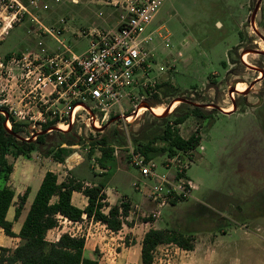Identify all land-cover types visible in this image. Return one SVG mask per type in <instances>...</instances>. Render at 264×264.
<instances>
[{
	"label": "rangeland",
	"instance_id": "obj_1",
	"mask_svg": "<svg viewBox=\"0 0 264 264\" xmlns=\"http://www.w3.org/2000/svg\"><path fill=\"white\" fill-rule=\"evenodd\" d=\"M23 1L28 5L26 0ZM256 2L162 0L147 28L162 27L160 36L152 41V46L157 64L164 67L166 73L156 82L170 84L173 91L168 95L157 92L158 98L155 99L144 89L140 92L144 96L140 106L159 102L153 107H166L176 98H185L195 104H204L205 107L200 108L208 113L205 119L191 115L177 126L183 138L197 130L201 136L195 150L196 158L192 160L189 154L184 157L183 177L197 185L191 198L180 199L175 204L163 207L155 219L144 216L145 209L150 208L147 206L148 194L156 182L155 179L143 177L139 169L130 164L128 145L135 148L133 139L161 128L162 122L156 117L164 113L155 112L157 115L146 107L138 117H132L127 123L128 137L119 127L127 120L119 117L116 108V112L112 111L100 126L79 128L75 123L71 126V135L80 140L79 144L62 145L66 162L64 160L60 165L52 154L46 155L44 152L50 146L63 142L65 137L62 133L70 128L61 130L54 126L58 129L51 130L50 127L46 142L39 150L28 155L29 158H25L27 163L38 173L51 169L61 181L71 175L69 167L80 162L72 172L74 176L103 185L113 202L141 206L142 209L135 210L138 220L155 221L159 228L179 231L192 244L194 238L191 236L201 232L210 231L222 237L227 244L226 255L220 261L218 251L216 255L214 251L211 254L206 251V255L211 256L208 264H249L244 233L254 220L264 218V79L262 72L257 71H264V55L252 52L264 51V0L260 2L252 27L250 20ZM29 10L46 26L64 19L67 30L61 39L74 53L80 54L89 47L88 38L78 39L76 34L72 35L73 31L76 33L80 28L90 26L94 20L98 21L96 8L88 0H80L77 4L38 0L37 6L29 7ZM99 23L103 24L101 21ZM35 26L30 16L14 23L4 40L0 41V55L31 48L36 40L29 36L28 30ZM42 40L48 47L57 46L49 37ZM242 56L246 57V62ZM160 71L157 70V76ZM236 83H245V89L229 93ZM233 103L236 105L234 110ZM123 104L126 108L124 115H130L133 107L127 101ZM183 104L187 103L177 101L178 112L186 110ZM211 104L223 110L230 107V113H222ZM172 111L166 115L169 120L173 118ZM107 123L108 126L103 128ZM24 126L22 136L27 138L30 135L34 139L36 129ZM30 131H33L32 134ZM102 136H107L114 147L113 156L106 161L104 169L98 162L100 151L97 148L89 156L90 141ZM117 141L124 143L117 144ZM153 146L161 148L166 144L159 140ZM150 154L154 171L159 176L177 173L172 164L165 165L170 158L166 151L157 150ZM137 183L139 190L134 186ZM224 229L230 235L224 236L220 232ZM166 244L169 245L155 249L153 264H195L203 256L201 252L188 253L175 243Z\"/></svg>",
	"mask_w": 264,
	"mask_h": 264
},
{
	"label": "built area",
	"instance_id": "obj_2",
	"mask_svg": "<svg viewBox=\"0 0 264 264\" xmlns=\"http://www.w3.org/2000/svg\"><path fill=\"white\" fill-rule=\"evenodd\" d=\"M54 1L77 4L80 0ZM26 2L28 5L23 0H0V41L25 16L32 17L36 23L28 30L29 36L36 40L31 48L0 55V107L7 109L15 121L36 129V134L43 125L71 128L76 123L79 128L97 127L115 108L120 118L127 119L124 101L133 107L130 115L137 113L144 98L140 94L142 90L153 95L157 92L156 80L166 72L156 62L152 41L160 36L162 27L147 28L162 0H88L96 8L98 21L72 32L78 39H89V47L80 54L74 53L61 39L67 30L64 19L46 26L29 10L37 6L38 0ZM43 37L51 38L57 46H46ZM127 123L130 122L123 121L119 127L128 137ZM7 125L10 126L8 121ZM196 148L168 159L165 165L172 164L177 169L175 175L159 176L151 160L128 145L130 164L143 177L156 182L148 194L150 208L145 209L146 218H157L160 210L172 201L192 197L196 186L183 177L184 157L189 154L194 160ZM134 186L139 190L138 183ZM139 209L142 207L133 205L132 213ZM127 215L120 214L119 219L123 221Z\"/></svg>",
	"mask_w": 264,
	"mask_h": 264
},
{
	"label": "trees",
	"instance_id": "obj_3",
	"mask_svg": "<svg viewBox=\"0 0 264 264\" xmlns=\"http://www.w3.org/2000/svg\"><path fill=\"white\" fill-rule=\"evenodd\" d=\"M157 92L168 95L173 91V87L168 83H162L156 86ZM154 98H158V93ZM159 102H154L150 106H155ZM186 110L178 112L179 107L172 111L173 118L169 120L167 116H157L162 122V127L154 129L150 134L142 138L133 139L135 148L143 153L147 160L151 159L152 151H166L170 157L178 152L187 153L195 149L201 140L197 131L191 133L187 138L179 135L177 126L184 123L191 116L208 117V113L203 112L200 107L190 104H183ZM161 107V106H158ZM153 107V108H158ZM7 113V116L0 112V228L7 236H17L21 242L14 248L0 247V264H98L96 259H90L83 255L85 238L83 236H71L67 232L62 233L57 241L48 242L46 234L50 229L59 225L61 219H67L72 222L81 220L85 215L106 225L112 231H118L122 227V220L119 215L128 214L129 204L121 202V212L118 205L109 206L104 187L101 184L85 185L82 181L77 180L72 175L62 181H58L57 175L52 171H46L41 183L34 195L29 206L27 214L22 222L17 235L12 231V222L6 218L7 212L12 205L14 191L11 187L2 185L9 177L12 166L7 162L6 155L14 156L26 155L37 151L46 142L47 132L37 134L34 139H26L22 136L25 132V126L17 122L8 114L7 109L0 107ZM10 123V130L6 122ZM49 125H43L41 131H45ZM70 128L64 131L65 137L63 142L50 146L44 153L53 155L58 162L64 161L63 153L65 151L63 144L78 145L79 139L71 135ZM17 136L22 137L18 139ZM28 136V135H27ZM29 137V136H28ZM166 144L161 148H156L153 144L157 141ZM142 142V144H139ZM124 142H118L122 144ZM138 143V144H137ZM91 148L89 156L93 155L95 149L100 151L98 162L102 168L108 159L112 158L114 147L109 143L107 136H102L98 140L90 141ZM75 154L71 155V158ZM71 160V159H70ZM3 180V182H1ZM74 191L81 192L86 199L87 204L80 209L72 204L71 196ZM28 189L18 196L17 206L14 208L13 217L16 220L23 208ZM172 201L171 204H175ZM108 208L107 212L104 209ZM147 221V220H145ZM128 244V242H125ZM164 243H175L185 250H192L191 240L173 229H156L150 228L144 233L141 242V264H153V253L158 245Z\"/></svg>",
	"mask_w": 264,
	"mask_h": 264
},
{
	"label": "crops",
	"instance_id": "obj_4",
	"mask_svg": "<svg viewBox=\"0 0 264 264\" xmlns=\"http://www.w3.org/2000/svg\"><path fill=\"white\" fill-rule=\"evenodd\" d=\"M263 79L264 71L262 80ZM29 157L30 156L26 155H6V160L12 166V170L9 173L8 179L4 181L2 185L9 186L14 191L12 205L7 212L6 218L12 222V231L15 235L19 233L22 222L41 183L44 173L46 171H52L51 169H44L38 173L37 169L31 168L30 163H27L25 158ZM64 160L66 162V158ZM79 163L80 162L74 164L73 167H69L71 175L74 178L76 177L72 172ZM60 164L61 163L58 162V165ZM76 179L82 181L85 185H96L86 180ZM195 186L197 187L196 184ZM26 189H28V194L25 203L19 217L15 220L13 214L14 208L17 206L18 196L22 195ZM104 192L107 196L109 206L118 205L119 202H121L111 201L105 189ZM71 202L76 207L83 209L87 204V199L81 192L74 191L71 196ZM108 208L109 207H106L104 212H107ZM132 210L133 205L130 203L128 215L126 219L123 220L122 227L118 231H112L108 229L105 224L83 215L81 220L76 222L61 219L57 227L47 232L46 240L48 242L57 241L59 236L64 232H67L71 236H83L85 238L83 255L90 259H96L98 264H141V242L144 233L150 228H162L156 226L155 221L138 220V215L136 212L132 213ZM249 227L250 229H247L244 233L246 248L250 259L249 264H264V218L254 220ZM245 228H248V226H245ZM220 232L224 236L230 235V232H227L225 229ZM50 233L51 238H49ZM191 237L194 238L193 249L185 251L188 253L201 252V254H203L201 258L196 260L195 264H208L211 256H207L206 251H209V254L214 251L215 255L218 251L220 261L223 259L224 255H226L225 248L227 244L225 245L222 237L216 235V233L207 231L197 233ZM126 241H128V244L125 243ZM20 242L21 240L19 237L7 236L0 228V247L14 249ZM168 245L169 244H160L157 246V249H161V247ZM220 264H222V262Z\"/></svg>",
	"mask_w": 264,
	"mask_h": 264
},
{
	"label": "water",
	"instance_id": "obj_5",
	"mask_svg": "<svg viewBox=\"0 0 264 264\" xmlns=\"http://www.w3.org/2000/svg\"><path fill=\"white\" fill-rule=\"evenodd\" d=\"M260 2H261V0H257V2H256V4H255V7H254V9H253V11H252V14H251V20H250V23H251V26L253 27L254 26V18H255V15H256V12H257V10H258V8H259V5H260ZM252 52H254V53H257V54H263L264 55V51H260V50H252ZM251 68H253V67H251ZM258 72H262V74H263V70H257ZM254 83H252L251 85H253ZM231 91H237L236 90V88H235V86L234 87H231L230 89H229V93H231ZM176 101H178V102H180V103H187V104H190V105H192V106H197V107H205V105L204 104H195V103H193V102H191L190 100H187V99H185V98H176L175 100H173V101H171L169 104H168V106L165 108V110H164V113L161 115V116H166L167 115V113H170L171 111H170V107H171V104L173 103V102H176ZM143 106H145L148 110L149 109H151V106L150 105H147V104H143ZM211 106L213 107V108H217L220 112H222V113H226V114H229L230 112H225L222 108H219L217 105H215V104H211ZM236 108V105L233 103V110ZM0 112H2V114H4L5 116H7V113H5L3 110H0ZM6 126H7V128L10 130V126L9 125H7V122H6ZM108 126V123L107 124H105L104 126H103V128H105V127H107ZM49 129V128H48ZM47 129V130H48ZM58 128H56V127H51V130H57ZM47 130H45V131H40V132H38L37 134H41V133H45V132H47ZM36 134V135H37ZM35 135V136H36ZM34 136V135H33ZM17 138L18 139H22V137H20V136H17ZM26 139H33V137L32 136H30L29 138H26Z\"/></svg>",
	"mask_w": 264,
	"mask_h": 264
},
{
	"label": "bare ground",
	"instance_id": "obj_6",
	"mask_svg": "<svg viewBox=\"0 0 264 264\" xmlns=\"http://www.w3.org/2000/svg\"><path fill=\"white\" fill-rule=\"evenodd\" d=\"M243 56H242V60L244 62H246V57H243ZM245 87H246V84L245 83H236V85H235V88H236L237 91H243L245 89ZM176 105H177V101L176 102H173L171 104L170 111H172L176 107ZM166 107L163 106V105H161V107H159V108H153V107H151V109H149V110H151L154 114H157L158 115V113L161 114V112H163ZM224 110L226 112H229L230 111V107L225 108ZM143 111H145V106H140L139 109H138V112L137 113L135 112L132 115H128L126 120L130 122V119L132 117H138L141 114V112H143ZM155 112H158V113H155ZM59 128L61 130H63V129H65V126H59Z\"/></svg>",
	"mask_w": 264,
	"mask_h": 264
}]
</instances>
